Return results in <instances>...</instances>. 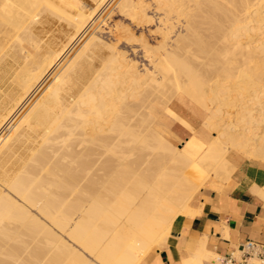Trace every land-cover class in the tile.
Listing matches in <instances>:
<instances>
[{"label":"bare ground","instance_id":"obj_1","mask_svg":"<svg viewBox=\"0 0 264 264\" xmlns=\"http://www.w3.org/2000/svg\"><path fill=\"white\" fill-rule=\"evenodd\" d=\"M80 1L46 0L76 30L61 51L35 35L39 14L21 25L20 2L0 0V141L41 94L0 144V264H142L180 216L195 215L204 183L231 177L230 150L264 161V104L245 95L264 91V0L117 1L136 29L149 26L142 66L118 46L136 30L108 15L92 33L103 18ZM258 32L244 47L240 37ZM177 96L204 107L200 133L170 107ZM216 103L236 105V123L220 119L208 142ZM165 111L188 130L185 148L161 129Z\"/></svg>","mask_w":264,"mask_h":264},{"label":"crops","instance_id":"obj_2","mask_svg":"<svg viewBox=\"0 0 264 264\" xmlns=\"http://www.w3.org/2000/svg\"><path fill=\"white\" fill-rule=\"evenodd\" d=\"M177 98L170 107L200 133L205 110ZM163 117L161 129L185 148L190 134L184 124L166 111ZM228 158L235 169L230 180L211 177L204 183L192 200L195 215L180 216L166 241L152 249L142 264H194L201 249L205 253L202 264H226L223 259L230 255L237 261L234 264H240L238 254L246 242L264 246V161L234 153Z\"/></svg>","mask_w":264,"mask_h":264},{"label":"rangeland","instance_id":"obj_3","mask_svg":"<svg viewBox=\"0 0 264 264\" xmlns=\"http://www.w3.org/2000/svg\"><path fill=\"white\" fill-rule=\"evenodd\" d=\"M22 1V2H21ZM21 1H19L18 0V2H20L19 3V6H22V8L20 7V12H21V14H22V22H20V24L22 25V23H24V21H25V23H28L27 22V20L28 21H30V19L34 16V15H37V14H39V17H41V19H42V21H43V24L44 25H36L34 28H33V30H34V32H35V35H37V37L38 38H42L43 40H47L46 42H50L49 44L54 48V49H56V50H63L67 45H70V42H71V38L73 37V35H75V33H76V30H75V28H74V26L72 25V23L70 22V21H68V20H66V19H62L59 15H56V13H52V12H50V11H46V8L49 6L47 3H46V0H21ZM80 1V0H79ZM82 1V3L86 6V9L87 10H89V12H91V10L93 11L94 9H96V11H98L97 12V17L95 16V20L98 18V16L100 15V17H99V19L98 20H100V19H102L100 22H96L97 23V25H96V27H95V29L92 31V33L101 25V23L103 22V20L108 16V15H110L109 16V18H108V20L106 21V23L107 24H110V25H112V24H114L115 22H117L118 21V23H120V24H123L124 26L123 27H125L126 29H128L127 27H129V29L128 30H130L131 28L133 29H131L132 30V32L134 33V31L136 30V32H135V35H136V41L134 42L133 41V43H131L130 42V44L131 45H129L128 46V44L129 43H127L126 41H124L123 40V42L121 43V44H119L118 46H120L119 48L120 49H122L124 52H126V53H128L127 55L129 56V58H131V59H133V60H137V62H140V63H138V64H140V66H142V65H144L145 63L147 64L148 62H147V60H145V57L143 56L144 54L142 53L143 51H142V42L141 41H139L140 40V34H141V32H142V30L143 29H146V31L149 29V26H148V28H145V27H140V26H138V28L136 29V27H137V24H136V22H132V20H130L131 18L129 17V16H126L124 13H121V12H119L117 9L116 10H113L114 9V7L119 3V2H117V1H120V0H106L105 1V3L103 4V6L100 8V7H98V5H99V1L100 0H81ZM80 1V2H81ZM114 3H115V5H114ZM21 4V5H20ZM110 4V5H109ZM106 6V7H105ZM98 8V9H97ZM103 12V13H102ZM116 12H117V14H116ZM113 13H114V15H113ZM116 14V15H115ZM122 14V15H121ZM59 17L61 18V20L59 19ZM111 18V19H110ZM112 18H113V20H112ZM116 18H117V20H116ZM120 18V20H121V22H120V20H118ZM25 19V20H24ZM97 20V21H98ZM130 21V22H129ZM106 23H104V24H102V27H104V29L106 28ZM19 24V25H20ZM126 24V25H125ZM132 24H133V26H132ZM19 25H18V30L17 31H15V32H21V30H20V27H19ZM127 25H129V26H127ZM131 25V26H130ZM154 26V25H153ZM153 26H150V27H153ZM125 28H123L122 29V31L123 30H125ZM46 32V33H45ZM260 33H261V31H259ZM258 32V33H259ZM91 33V34H92ZM259 33V35L258 34H252V35H244V36H241L240 37V40H241V42L244 44V47H248V46H251V47H253V46H255L256 44H258V42H257V40H259V38H261L262 37V35ZM90 34V35H91ZM110 34V35H109ZM116 34V33H115ZM137 34H139V35H137ZM44 35H45V37H44ZM90 35H89V37H90ZM88 37V38H89ZM87 38V39H88ZM103 38H104V40L105 41H107V42H109V41H113V39H114V35H113V33L111 34L110 32H108V29H106L105 30V32H103ZM109 39H111V40H109ZM52 42V43H51ZM126 42V43H125ZM137 42H138V44H140V46L137 44ZM141 42V43H140ZM125 43V44H124ZM27 46H29V44L26 42L25 43ZM123 44V45H122ZM135 44V45H134ZM137 44V45H136ZM126 45V46H125ZM72 47V45L70 46V48ZM141 47V48H140ZM81 48V47H80ZM79 47L77 48V50H75L76 52L80 49ZM135 48H136V50H135ZM75 49H76V47H75ZM74 51V50H73ZM132 51V52H131ZM72 53V52H71ZM136 53V54H135ZM71 55V54H70ZM69 55V56H70ZM69 56H67V59H69L68 61H67V59L65 60L64 59V61H63V65L61 64L59 67H61V70H63V68L71 61V59L73 58V56L72 57H69ZM142 59V60H141ZM66 61V62H65ZM240 61V62H239ZM65 62V63H64ZM232 65H233V62H235L234 63V65H236V66H238V67H235V68H239V66L241 67L242 66V57H240V56H236V57H234L233 59H231V61H229ZM238 63V65H237V63ZM65 64V65H64ZM63 67V68H62ZM61 70H60V72H61ZM240 70V69H239ZM239 70H237L236 71V76L239 74ZM59 72V73H60ZM59 73H56V77L59 75ZM55 74V73H54ZM56 77H54V79L56 78ZM235 77V76H234ZM230 78V80H229V84H230V86H231V83H232V86H231V88H232V94H231V98H235L236 100H237V98H242V89H240V88H238L239 86H238V83H237V81H238V78L236 79V78ZM51 79V78H50ZM54 79H52V81L54 80ZM233 81H232V80ZM237 80V81H236ZM49 81V80H48ZM52 81H49L50 83L52 82ZM234 82H235V84L237 83V85H235L234 84ZM213 83V81L211 82V84ZM234 84V85H233ZM238 86V87H237ZM48 87V86H47ZM46 87V88H47ZM45 88V89H46ZM233 88H234V90H233ZM239 92H241V93H239ZM245 92H246V94H245ZM245 92H243V94H245V95H249L248 96V98L247 99H250V102L249 103H252V104H256V103H258V102H263V104H264V91L263 90H261V89H259V88H254L253 89V92H251V93H247V91H245ZM239 93V94H238ZM36 96V95H35ZM41 96V94L39 95V97ZM39 97L37 96V97H33V99L32 100H34L33 101V103L32 104H30V103H28L27 105H26V108H24L23 109V111L24 112H22L21 111V115L19 116L20 118L18 119V121L13 125V124H11V125H13V126H11L9 129V131L7 132V134L2 138V140L0 141V144L3 142V140L7 137V135L15 128V126L18 124V122H20V120L27 114V112L29 111V109L34 105V103L39 99ZM31 100V101H32ZM30 101V102H31ZM192 101V100H191ZM241 101H242V99H241ZM240 101V102H241ZM193 102V104H194V106H196V108L198 107L200 110H202L201 108H203L204 109V107H202L201 105H199L198 103H196V102H194V101H192ZM239 102V103H240ZM238 103V102H237ZM29 106V107H28ZM201 107V108H200ZM28 108V109H27ZM215 109H220L221 111H220V114H222V116H220V115H218V116H216V117H214V119H213V122L215 123V122H218V126H217V129L214 127V125H210V128L208 127V131H209V133H210V138H209V140H208V142H211V141H213V140H215L216 139V137H215V135L217 134L218 135V137H219V134L220 133H218L219 132V128H220V125L222 124V123H225V122H223V121H221L220 122V119H222V120H224V121H226V126H227V124H229L228 126H230V124H231V126H233V122H235L236 123V118H235V116H236V114L238 113V107L236 106V105H234V104H232L231 106H226V105H224V104H222V103H216L215 104V107H214ZM214 109V110H215ZM25 110H27V111H25ZM231 119H230V118ZM228 118H229V120H228ZM231 120V121H230ZM233 121V122H232ZM232 122V123H231ZM215 125H217V123L215 124ZM230 126V127H231ZM236 126H238L239 127V124L238 125H236ZM219 127V128H218ZM8 130V129H7ZM212 130V131H211ZM214 134V135H213ZM216 135V136H217ZM211 138H212V140H211ZM231 153H234V154H237V155H239L240 153L238 152V151H236V150H230L229 152H228V156L231 154ZM242 155V154H241ZM242 157H245L244 155H242ZM247 158V157H246ZM222 181H225V180H222ZM169 235H167L166 237H165V239L162 241V243L164 242V241H166V239H167V237H168Z\"/></svg>","mask_w":264,"mask_h":264},{"label":"built area","instance_id":"obj_4","mask_svg":"<svg viewBox=\"0 0 264 264\" xmlns=\"http://www.w3.org/2000/svg\"><path fill=\"white\" fill-rule=\"evenodd\" d=\"M238 258L240 264H250L251 260L255 258L260 260V264H264V246L248 241L243 245L242 250L238 254ZM236 262L233 255L223 259V263L226 264H234Z\"/></svg>","mask_w":264,"mask_h":264}]
</instances>
